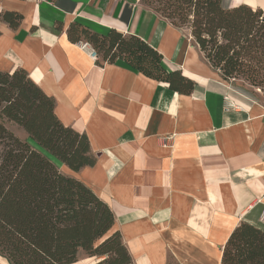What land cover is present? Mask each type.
Returning a JSON list of instances; mask_svg holds the SVG:
<instances>
[{
  "label": "crops",
  "instance_id": "crops-1",
  "mask_svg": "<svg viewBox=\"0 0 264 264\" xmlns=\"http://www.w3.org/2000/svg\"><path fill=\"white\" fill-rule=\"evenodd\" d=\"M221 4L264 11V0ZM5 12L21 19L0 21V71L25 70L60 122L87 136L92 166L75 172L47 155L110 207V232H120L134 264H221L239 223L264 232V100L223 80L189 31L139 0H0ZM72 22L139 37L193 89L174 91L122 60L98 64L84 41L69 40Z\"/></svg>",
  "mask_w": 264,
  "mask_h": 264
},
{
  "label": "trees",
  "instance_id": "trees-1",
  "mask_svg": "<svg viewBox=\"0 0 264 264\" xmlns=\"http://www.w3.org/2000/svg\"><path fill=\"white\" fill-rule=\"evenodd\" d=\"M139 1L173 26L188 28L201 57L223 80L257 96L241 78L264 100L263 10L246 4L224 8L221 0ZM20 19L15 12L0 15L11 27ZM67 36L89 43L100 65L122 60L174 91L193 89L190 79L178 70L167 72L161 54L135 35L115 29L102 35L72 22ZM54 107L25 70L0 71V256L9 264H75L82 252L94 264H134L120 232H110L115 223L110 207L49 158L75 172L96 161L87 136L63 125ZM5 122L20 127L40 149ZM221 264H264V232L239 223L222 248Z\"/></svg>",
  "mask_w": 264,
  "mask_h": 264
},
{
  "label": "rangeland",
  "instance_id": "rangeland-1",
  "mask_svg": "<svg viewBox=\"0 0 264 264\" xmlns=\"http://www.w3.org/2000/svg\"><path fill=\"white\" fill-rule=\"evenodd\" d=\"M155 5V4H154ZM183 30H186V31H189V29L188 28H186V27H183L182 28ZM253 64V63H252ZM260 74H263V70L262 71H260ZM240 80V82L242 83V84H245V88L246 89H249V90H252V92H257L256 94H257V96H255V97H257V99H259V98H262L263 97V94H262V92L259 90V89H257V88H252V87H250L249 85H247V82L245 81V80H243V79H241V78H239ZM243 81V82H242ZM246 83H245V82ZM239 82V83H240ZM231 84V83H230ZM232 85V84H231ZM232 86H234V85H232ZM235 87H237V86H235ZM237 88H240V87H237ZM242 89V88H241ZM250 93V92H249ZM253 95V94H252ZM259 97V98H258ZM5 126L7 127V129H9L12 133H14L16 136H18L20 139H23V140H25L26 139V136H25V134H24V132H23V130L20 128V127H18L17 125H15L14 123H11V122H5ZM96 261V259H94L93 261H91V260H88V259H85V254H83L82 252H80V254H79V259H78V261L76 262L77 264H89L90 262H93V264H94V262ZM0 264H9L8 263V261L5 259V258H3L2 256H0ZM171 264H175L174 262H172Z\"/></svg>",
  "mask_w": 264,
  "mask_h": 264
},
{
  "label": "built area",
  "instance_id": "built-area-1",
  "mask_svg": "<svg viewBox=\"0 0 264 264\" xmlns=\"http://www.w3.org/2000/svg\"><path fill=\"white\" fill-rule=\"evenodd\" d=\"M80 47L85 50L89 57H91L92 59L94 60H97L98 59V55L97 53L95 52V50L90 46L89 43L87 42H80ZM261 219L264 220V207L262 209V212H261V215H260Z\"/></svg>",
  "mask_w": 264,
  "mask_h": 264
}]
</instances>
